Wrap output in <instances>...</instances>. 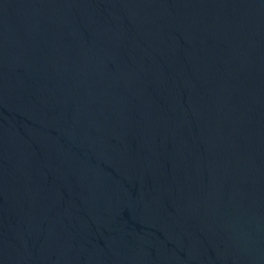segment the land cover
<instances>
[{
    "label": "water",
    "instance_id": "1",
    "mask_svg": "<svg viewBox=\"0 0 264 264\" xmlns=\"http://www.w3.org/2000/svg\"><path fill=\"white\" fill-rule=\"evenodd\" d=\"M0 264H264V0H0Z\"/></svg>",
    "mask_w": 264,
    "mask_h": 264
}]
</instances>
